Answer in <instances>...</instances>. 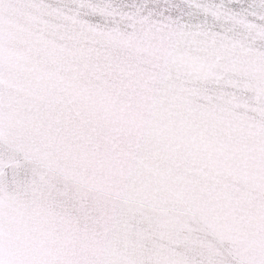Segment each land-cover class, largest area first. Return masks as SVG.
Wrapping results in <instances>:
<instances>
[{
    "label": "snow or ice",
    "instance_id": "obj_1",
    "mask_svg": "<svg viewBox=\"0 0 264 264\" xmlns=\"http://www.w3.org/2000/svg\"><path fill=\"white\" fill-rule=\"evenodd\" d=\"M0 264H264V0H0Z\"/></svg>",
    "mask_w": 264,
    "mask_h": 264
}]
</instances>
